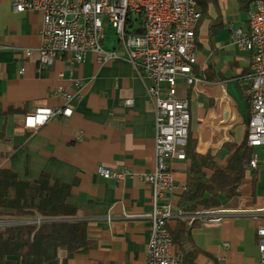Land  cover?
<instances>
[{
  "label": "crops",
  "instance_id": "obj_1",
  "mask_svg": "<svg viewBox=\"0 0 264 264\" xmlns=\"http://www.w3.org/2000/svg\"><path fill=\"white\" fill-rule=\"evenodd\" d=\"M219 4L222 25L215 36L210 37V17L197 30L196 75L203 80L189 84L180 79L177 95L189 99L190 132L197 151L213 148L217 162L225 165L230 154L225 143L241 144L247 135L250 106L241 79L249 71L251 52L238 48L231 37V26L246 27L249 6L246 10L237 0H219ZM209 14L216 19L218 11L211 6ZM41 21V12H15L12 0H0V132L4 134L0 152L8 155L3 166L22 179L35 180L48 171L73 183L69 201L76 206L77 217L88 222L92 246L72 257L61 250L59 264H145L152 230L148 214L155 204L153 185L137 177L106 180L98 169L153 170L156 113L147 93L151 80L126 58L101 64L94 53L81 63L66 54L46 68L38 52ZM105 43L106 48L117 46L115 37L111 45ZM28 48L30 56L25 52ZM218 75L223 79L215 78ZM59 87L77 94L73 116L53 118L37 130L26 128L27 113L62 103L52 94ZM127 99L133 103L127 104ZM255 152L260 166H248L240 195L223 198L225 204L212 208L230 211L221 220H192L186 217L191 213L183 212L184 217L169 222L170 228L178 219L191 225L199 247L196 264H258L257 228L264 224V214L255 210L264 207V148H254ZM170 167L179 186L174 194L178 207L188 162L173 158Z\"/></svg>",
  "mask_w": 264,
  "mask_h": 264
},
{
  "label": "built area",
  "instance_id": "obj_2",
  "mask_svg": "<svg viewBox=\"0 0 264 264\" xmlns=\"http://www.w3.org/2000/svg\"><path fill=\"white\" fill-rule=\"evenodd\" d=\"M246 27L231 26L233 43L251 52L249 71L241 79L250 103L247 143L264 148V0H248ZM15 12L39 11V60L50 69L66 54L84 62L94 53L101 64L126 58L135 69L151 80L147 88L155 107V162L152 171L137 173L130 167L101 166L99 175L106 180L122 181L137 177L154 188L155 204L148 214L152 222L145 264H184L181 251H175L169 222L184 217L174 202L176 183L170 161L185 159L191 112L188 98L177 95V84L184 79L196 84L203 79L193 72L198 62L197 28L201 10L196 0H12ZM106 25L115 30L117 46L106 48ZM26 55L32 49L25 50ZM25 72V67L20 70ZM64 73L61 72L60 76ZM77 85L80 82L77 81ZM62 99L56 106L42 105L27 113L24 125L37 130L53 118L74 114L76 93L64 87L52 93ZM127 104L133 99H127ZM261 159L253 153L250 168H258ZM185 189V186H180ZM264 214V207L255 210ZM228 209H207L191 213L190 219L219 221ZM255 212V213H256ZM128 215V214H127ZM34 218L0 217V227L15 224L40 225L48 221ZM228 245V243H225ZM258 264H264V224L257 228Z\"/></svg>",
  "mask_w": 264,
  "mask_h": 264
},
{
  "label": "trees",
  "instance_id": "obj_3",
  "mask_svg": "<svg viewBox=\"0 0 264 264\" xmlns=\"http://www.w3.org/2000/svg\"><path fill=\"white\" fill-rule=\"evenodd\" d=\"M196 1L201 10L198 28L205 18L210 17L212 38L222 25L219 0ZM237 1L240 7L248 9V0ZM211 6L218 11L216 19L209 14ZM193 72L199 73L196 64ZM206 72L209 77L211 71ZM215 78L223 79V76ZM29 136L28 133L27 137ZM2 139L4 134L0 132V140ZM225 145L230 154L227 163L223 165L217 162L213 148L205 153L198 152L197 140L189 132L185 145L187 182L178 202V207L183 212L195 213L212 209L225 204L226 199L240 195L254 148L248 145L247 135L241 144L226 142ZM7 157L8 155L0 152V217L42 216L49 220L40 225L15 224L0 227V264H59L61 250L66 251L67 257L87 252L92 246L88 234L89 224L77 217V208L69 201L73 183L54 178L48 171H44L35 180L22 179L12 168L3 166ZM170 230L175 251L182 252L184 264H196L199 247L189 222L178 219L176 226Z\"/></svg>",
  "mask_w": 264,
  "mask_h": 264
},
{
  "label": "rangeland",
  "instance_id": "obj_4",
  "mask_svg": "<svg viewBox=\"0 0 264 264\" xmlns=\"http://www.w3.org/2000/svg\"><path fill=\"white\" fill-rule=\"evenodd\" d=\"M225 31V30H224ZM106 38H105V41H106V46H109V45H111L112 43H111V41H112V39H114V37H115V30H114V28L111 26V25H106ZM224 34V37H226L227 36V34H228V32L227 31H225V32H223Z\"/></svg>",
  "mask_w": 264,
  "mask_h": 264
}]
</instances>
